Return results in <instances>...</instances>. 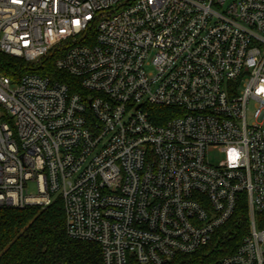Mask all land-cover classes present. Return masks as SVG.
<instances>
[{
  "label": "built area",
  "instance_id": "1",
  "mask_svg": "<svg viewBox=\"0 0 264 264\" xmlns=\"http://www.w3.org/2000/svg\"><path fill=\"white\" fill-rule=\"evenodd\" d=\"M0 54L72 79L0 71V208L60 199L102 264H168L244 196L210 264H264V0H0Z\"/></svg>",
  "mask_w": 264,
  "mask_h": 264
},
{
  "label": "trees",
  "instance_id": "2",
  "mask_svg": "<svg viewBox=\"0 0 264 264\" xmlns=\"http://www.w3.org/2000/svg\"><path fill=\"white\" fill-rule=\"evenodd\" d=\"M54 59V55H48L33 68L23 59L0 54V71L13 80L33 72L71 84L70 77L54 69ZM255 220L264 226V216L256 214ZM248 225L247 203L240 196L233 215L206 247L168 264H210L234 251L247 234ZM0 264H102V260L98 244L67 237L63 205L56 199L46 208H0Z\"/></svg>",
  "mask_w": 264,
  "mask_h": 264
},
{
  "label": "rangeland",
  "instance_id": "3",
  "mask_svg": "<svg viewBox=\"0 0 264 264\" xmlns=\"http://www.w3.org/2000/svg\"><path fill=\"white\" fill-rule=\"evenodd\" d=\"M209 157L211 158L212 162H214V161H216V160H218L220 158V156H218L216 154L215 155L211 154ZM27 194H29V195H35L36 194V187H35V183L34 182H29L28 183V185H27ZM256 223H257V221H256ZM258 227L264 228V226H259V224H258Z\"/></svg>",
  "mask_w": 264,
  "mask_h": 264
}]
</instances>
